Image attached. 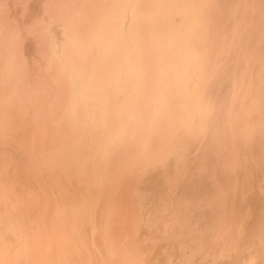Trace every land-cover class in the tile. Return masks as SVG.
<instances>
[{
  "label": "bare ground",
  "instance_id": "6f19581e",
  "mask_svg": "<svg viewBox=\"0 0 264 264\" xmlns=\"http://www.w3.org/2000/svg\"><path fill=\"white\" fill-rule=\"evenodd\" d=\"M0 264H264V0H0Z\"/></svg>",
  "mask_w": 264,
  "mask_h": 264
}]
</instances>
